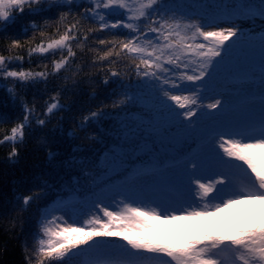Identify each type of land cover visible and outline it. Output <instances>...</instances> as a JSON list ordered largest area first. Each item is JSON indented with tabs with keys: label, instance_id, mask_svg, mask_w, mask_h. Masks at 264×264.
I'll list each match as a JSON object with an SVG mask.
<instances>
[{
	"label": "snow or ice",
	"instance_id": "1",
	"mask_svg": "<svg viewBox=\"0 0 264 264\" xmlns=\"http://www.w3.org/2000/svg\"><path fill=\"white\" fill-rule=\"evenodd\" d=\"M64 3L72 6L74 0ZM83 3L87 6L62 32L26 49L29 60L33 56L55 57L59 53V59L51 62V72L46 70L47 65L41 71L12 70L9 66L14 61L24 60L23 55L11 54L13 49L23 47L19 40L13 39L9 54H0V76L21 85L46 82L50 75L70 70L77 54L74 44L83 52L93 34L108 33L111 39L93 37L100 46L110 45L97 59L105 61L115 56L118 60L123 55L133 61L139 77L158 85L163 96L183 110L176 113L177 118L182 114L191 124L192 118L200 114L197 108L213 110L221 106V100L204 96L201 89L207 87V79L212 75L209 69L222 62L240 34L235 26H206L178 14L164 0H83ZM41 4L42 0H0V31L15 22L14 12L23 13L27 6L35 13ZM258 14L264 17V0H259ZM69 15L70 12L61 13L59 23ZM82 21L93 26L84 30ZM40 35L43 37L45 33L41 31ZM111 75L119 73L112 71ZM8 91L15 95L12 88ZM206 98L212 102L204 105ZM123 103L122 99L115 105ZM63 107L57 93L46 102L44 115H52ZM34 114L35 108L25 104L22 120L0 140V144L12 145L8 153L10 161L19 156L17 145L24 142L25 130ZM102 114L90 112L77 128L84 130ZM35 122L43 127L48 121L36 118ZM53 155L49 150V159ZM183 173L188 181L187 191L194 192V196L158 200L133 193L125 196L120 201L122 207L117 209L96 203L99 212L82 222L53 214L60 209L46 211L26 260L29 264L33 261L80 264L79 257L83 256L86 257L83 264H264V211L259 216L253 211L250 217L235 224L182 225L174 230L160 227L181 216L209 217L236 202L264 201V111L255 121L209 129L202 150L184 160ZM38 198L39 193L17 197L22 210ZM148 233L163 239H151ZM116 238L124 243H116Z\"/></svg>",
	"mask_w": 264,
	"mask_h": 264
},
{
	"label": "trees",
	"instance_id": "2",
	"mask_svg": "<svg viewBox=\"0 0 264 264\" xmlns=\"http://www.w3.org/2000/svg\"><path fill=\"white\" fill-rule=\"evenodd\" d=\"M164 2L174 9L180 4L193 7V0ZM258 5L259 0H196V7L206 19L203 21L206 26L207 22L217 21L220 13L225 17L232 15L230 18L235 19L233 13L236 10L251 15L248 16L251 18L258 14ZM86 6L83 0H74L72 6L66 5L64 0H42L35 13L30 12L27 6L23 13L14 12L15 22L10 23L5 31H0V54L8 55L11 41L17 39L23 47L13 49L11 54L23 55L24 60L14 61L9 66L12 70L41 71L47 65L46 70L51 72V62L59 59V53L55 57L33 56L29 60L26 49L41 39L47 40L58 35L67 24L73 22L74 16L78 18ZM250 11L255 14H246ZM64 12H70V15L63 23H59ZM81 23L84 30L93 26L87 21ZM33 24L37 26L35 29ZM41 31L45 33L43 37ZM95 36L100 39L112 38L108 33H95ZM93 37H90L83 52L74 44L77 54L69 66L70 70L50 75L46 82L21 85L11 78L5 80L0 76V140L22 120L25 104L35 108V114L25 130L24 142L17 145L19 156L10 161L8 153L12 145L0 144V264H29L25 257L31 255L30 250L34 247L35 236L39 233L49 203L69 195L91 196L101 184L114 179L127 168L161 169L165 165L172 166L178 172L177 169H183L184 160L201 151L198 144L209 129L244 123L242 117L227 116L238 110L237 104H221L213 110L197 108L200 114L192 118L191 124L185 121L182 114L177 118L176 113H182L183 110L171 101L167 104L161 100L158 102V95L152 93V89L159 93L158 85L139 77L133 61L123 55L118 60L113 56L99 61L97 57L110 45L100 46ZM262 38L264 32L240 39V51L247 54L246 59H251L250 66L259 69H263L261 64H264ZM89 48L99 51H90ZM250 51H257L258 54L249 55ZM113 60L117 62L112 63ZM224 65L226 67L222 73H227L229 69H237L239 63ZM112 71L118 72L119 76H112ZM214 75L215 71L208 78L207 87L201 89L206 97L220 95L219 89L225 88L215 81ZM262 76L255 72L249 74L254 79ZM252 84L257 85V81ZM9 88L14 90L15 95L8 91ZM57 93L64 107L45 116L46 102ZM122 99L125 103L115 105L116 101ZM92 111H101L103 114L84 130L77 128L83 117ZM206 112L212 115H203ZM36 118L48 122L40 127L35 122ZM166 118L169 119L164 120ZM166 136L174 141L168 140ZM49 150L54 153L51 159ZM35 193H39V198L22 210L17 197ZM115 242L124 243L119 238ZM85 259L79 257L80 264Z\"/></svg>",
	"mask_w": 264,
	"mask_h": 264
},
{
	"label": "rangeland",
	"instance_id": "3",
	"mask_svg": "<svg viewBox=\"0 0 264 264\" xmlns=\"http://www.w3.org/2000/svg\"><path fill=\"white\" fill-rule=\"evenodd\" d=\"M175 10L177 11L178 14H182L185 18H191L201 23L205 21V19L201 16L202 13L199 12L196 7V0H193V7L191 8H188L184 4H180L179 7L176 6ZM233 15H238L239 18L237 20H231L230 18L231 16L219 17L217 21L215 20L207 24V26H216V27L235 26L240 33L238 37L234 39L231 48L224 56L222 62L215 69H209L210 72L215 71V75H214L215 81L220 82L221 84L223 80L229 81L234 77H238L239 75H244L245 73L250 71L251 59L249 60L246 59L245 57L247 56V54L244 51H240L241 50L240 39L244 37H252V35H255V33L258 32H264V17H261L259 14H256L251 18H248L246 15L241 13H236ZM248 54L256 55L258 54V52L250 51L248 52ZM230 62L239 63L237 67L240 70L235 71L233 69H229L227 73H222V70L224 69V67H226L224 63L227 65ZM254 72L261 73L264 75V67L263 69L256 68ZM252 83L254 82L236 86L237 84L236 82H229L230 89L228 88L226 92H223L215 97H209V98L221 100L222 104H233L235 102H238L239 104L238 110L233 111L235 113L232 112L228 113L227 114L228 118L242 117L241 121H244V123L258 120L261 116V112L264 111V94L258 95V92H264V76L257 83V85H253ZM152 93L153 95L154 94L158 95L159 98L158 102H160V100L162 101V103H166V104L170 102L169 100H167L166 97L163 96L162 92L159 91V93H157L152 89ZM240 96H244L241 101L239 100ZM209 102H212L211 99H207L203 104L206 105ZM167 119L169 118H166L164 120ZM219 119H216V121H219ZM220 121H222V119H220ZM154 130L158 131L160 129H154ZM166 137L168 140H173L169 136ZM178 170L179 169H177V171ZM170 178L176 179L175 176H170ZM178 179H179V175L176 180ZM158 181L159 179L155 172H150L141 177H137L136 179H134L133 184L129 187V189L126 190H124L122 184L116 181L117 185H115L114 188H111L107 192L106 191L102 192L97 196L99 197V199H96L95 197L92 198L90 201H86L83 199L82 202L86 205L88 209H86L79 200L75 198H70L71 201H69L66 198L67 200L66 204L55 206L53 210L60 209V211H56L53 214L57 216L65 215L67 218L79 220L82 222L89 215L99 212V209L95 207L96 203H102V205H106L110 209H117V206L122 207V205H120V201L125 199V196H131L133 193L142 194L143 196H147L158 200H167L170 197L184 199L189 196L195 195L194 192L189 193L187 191V183H188L187 178L186 180H184L181 177V184L178 185L179 186L178 188L176 187L163 188L158 185ZM124 182L126 183L125 180ZM118 192L121 193V195H117L116 193ZM53 210H50L49 212H52ZM253 211H255L256 215L259 216L260 213L264 211V201L236 202L222 209L219 212L213 213L209 217L185 218L181 216L176 220H170L168 222V225L160 224V227H170L174 230L176 228L181 227L182 225H195L197 227H201V226H213V225L219 226L222 224H229V223L235 224L238 221H243L246 218L250 217ZM148 234H151L149 238L161 237L154 233H148Z\"/></svg>",
	"mask_w": 264,
	"mask_h": 264
}]
</instances>
